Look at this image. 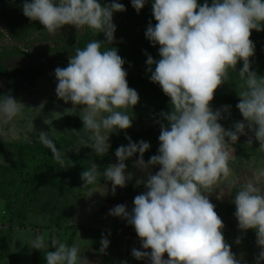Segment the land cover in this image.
<instances>
[{"label": "clouds", "instance_id": "obj_1", "mask_svg": "<svg viewBox=\"0 0 264 264\" xmlns=\"http://www.w3.org/2000/svg\"><path fill=\"white\" fill-rule=\"evenodd\" d=\"M147 2L131 0V5L139 13ZM21 8L25 17L39 21L49 34L71 25L104 35V40L77 47L67 66L54 72L57 98L70 102L74 110L79 107L83 124L79 131L67 132L77 135L83 147L104 156L110 148L109 135L132 127L128 110L140 99L127 82L125 60L115 47H108L115 41L113 14L126 11L125 5L119 0H22ZM151 8L156 23H148L145 37L153 47L159 45L160 59L145 53L146 70L171 106L156 121L160 127L157 153L145 161L150 143L134 142L126 135L127 145L115 150L116 163L101 171L92 162L81 172L83 188L102 178L111 182L115 194L117 187L124 188L134 179L125 162L135 157L133 167L144 174L135 183L145 191L133 198L130 210L126 204H117L108 213L134 228L140 240V248L131 249L134 259L148 264H247L226 241L224 222L209 196L233 175L229 161L236 159L233 145L240 136L247 137L249 146L259 142L257 150L264 152V76L252 69L250 59L255 54L252 31H264V0H152ZM229 69L241 81L236 108L243 119L225 128L220 121L230 115L231 106L213 109L210 104L216 90L230 82ZM25 107L10 93L0 95L5 123L21 115ZM38 142L51 151L61 168L65 166L66 153L49 132L40 131ZM262 179L264 169L247 180L232 181L237 187L232 203L238 229L255 232L259 249L255 264H264ZM241 242L242 237H237L235 243ZM109 244L102 234L99 251L105 252ZM29 247L48 249L46 264H88L79 256L77 245L68 246L55 235H36Z\"/></svg>", "mask_w": 264, "mask_h": 264}, {"label": "trees", "instance_id": "obj_2", "mask_svg": "<svg viewBox=\"0 0 264 264\" xmlns=\"http://www.w3.org/2000/svg\"><path fill=\"white\" fill-rule=\"evenodd\" d=\"M101 2L109 3L110 0ZM119 2L125 5L126 11L113 14V23L116 25L115 41L108 47H115L125 60L124 68L127 71L129 87L136 89L139 94L138 104L129 110L144 117L152 108L164 111L170 106L169 98L158 84L150 81V73L146 70L145 53L156 60L160 59L159 45L153 47L145 37L148 23H156L152 17V0H148L139 13L132 7L131 0ZM199 2L203 3L204 0ZM21 4L22 0H0V20L4 22V27H0V95L10 93L16 99L20 95V89L34 87L45 69L53 67L61 54L69 57L75 54L77 47L84 48L94 39L104 40L102 33L96 35L87 27L77 30L71 25L64 26L54 35L49 34L39 21H31L23 15ZM250 39L255 44V54L250 58L252 69L264 76V31L253 30ZM39 55H43V58ZM18 56L28 58V62L8 68L5 62ZM240 67L242 62L238 63L237 70ZM229 77L230 82L216 90L210 107L218 109L230 105L231 109L236 110L237 121H240L243 117L236 108L239 102L236 88L241 81L238 73L232 69H229ZM78 114L75 112L66 120L65 126L55 139L57 147L66 153L63 168L44 146L0 140V154L6 155L8 159V165L0 166V264H46L44 252L48 249L38 250L33 255H23L12 250L17 230L58 231L61 233V242L68 246L74 244L79 229L74 223V206L84 200L87 192L97 184L83 188L80 174L92 162L98 164L103 171L109 165L110 159L115 157L117 147L127 145L126 135L134 142L143 139L150 143L151 148L144 155L145 161L157 153L160 129L154 124L146 129L129 128L112 133L108 153L99 157L92 149L83 147L77 135L67 132L82 129L83 124ZM246 140V136H240L238 146L244 148ZM77 147L81 148L80 151L74 152ZM67 158L74 166H71V161ZM126 187L130 188V196L133 185L127 184ZM236 190L237 188L232 193L233 198ZM231 212L234 218L233 228L224 235L232 246V251L238 256L245 245L253 239L256 240V237L253 230L247 236L241 235L234 216L233 203ZM237 237H242L239 245L235 243Z\"/></svg>", "mask_w": 264, "mask_h": 264}, {"label": "rangeland", "instance_id": "obj_3", "mask_svg": "<svg viewBox=\"0 0 264 264\" xmlns=\"http://www.w3.org/2000/svg\"><path fill=\"white\" fill-rule=\"evenodd\" d=\"M0 27H4V22L2 20H0ZM39 56L43 58V55ZM68 60L69 57L67 55L61 54L53 67H47L45 69L44 74L39 78L34 87L20 89V95L17 100L22 102L26 107L22 109L21 115H18L7 123L4 122L3 114L0 113V140L5 142H21L41 145L38 142L40 131L49 132L52 138L54 140L56 139L59 131L65 126L66 120L75 112L79 111V107L76 110L72 109V104L70 102L65 103L63 100L58 99L55 93L57 83L54 74L55 69L57 67H66ZM27 62L28 58L18 56L10 58L5 64L8 68H13L20 64H26ZM170 110L171 106H168L164 111ZM128 112L132 115L131 129L133 130L146 129L154 124L159 126L156 121L159 119V113L161 111L155 108H152L145 117L141 114L133 113L130 110H128ZM235 122H237V113L235 109H231L230 115L226 114V118L220 121L225 128H231ZM105 135H108V133H105ZM111 137L112 134L109 135V143ZM233 147L235 148L234 155L236 156V159L229 161V167L232 169L233 175L228 178V181L218 184L216 186L217 189L209 196L211 202L216 205V212L224 222V234L231 231L234 223V218L231 214L233 200L232 193L237 187L232 184L233 179L244 181L251 178L257 170L264 169V152L257 150L259 142L254 140L252 146L245 145L244 148L239 147L236 143ZM80 149V147H77L73 151L78 152ZM114 163H116V157H112L110 160V164ZM125 163L128 166V171L135 173L134 179L129 182L134 184L136 193H142L145 191L144 187L142 185L137 186L135 181L136 179L143 177L144 174L133 167L131 158ZM3 165H8V159L6 155L0 154V166ZM156 170H158V168L152 169V171ZM262 183H264V179H262ZM111 187V183H108V181L102 182L100 180L88 191L91 196H89L84 203H81L77 208L75 204L74 209H77L76 211H78L75 215V220L78 221L77 224H83L90 228L94 226L103 228L104 223L106 225L109 217L107 218L102 210H105L106 208L111 209L116 203H121L119 202L120 199L118 193L122 188L117 187L115 194H113ZM1 214L2 206L0 202V218ZM115 218L116 217H113L111 219L114 220ZM251 232L252 230H248L247 233L241 232V235L247 236ZM41 234L50 237L55 235L61 241V233L58 231L50 232L44 229L36 231L31 229L17 230L12 242V250L24 255L35 254L38 250L30 249L29 244L36 235ZM118 237L119 245L123 243L120 247L124 246L123 235L119 234ZM258 251L259 249L256 246L255 239H253L251 243L245 245L238 257H242L247 264H255L254 257Z\"/></svg>", "mask_w": 264, "mask_h": 264}, {"label": "crops", "instance_id": "obj_4", "mask_svg": "<svg viewBox=\"0 0 264 264\" xmlns=\"http://www.w3.org/2000/svg\"><path fill=\"white\" fill-rule=\"evenodd\" d=\"M109 164H110V161H109ZM101 181L104 182L105 180H101ZM108 183H111V182H108ZM127 184L133 185V190H132L133 192L129 196L130 188L129 187L122 188L118 193L119 199H120L119 202L121 203L119 202L118 203L126 204L130 210L131 207L133 206L132 200L136 195H138V193H136L133 183L128 182ZM89 196L91 195H89V193L87 192L85 199L79 203H76V208L79 207L81 203H84L86 199L89 198ZM115 205H117V203ZM76 210H75V215L78 212ZM109 210L110 208L108 209L106 208L105 210L104 209L102 210L104 215H106L107 218L109 217L106 225L104 223L103 228L98 227V226L97 227L94 226L90 228V227H86L83 224L79 225L77 224L78 221L75 220V216H74V223L75 225H77L79 229L77 231V235H76L73 245H77L79 247L80 249L79 256L84 257L88 261V264H125V262L126 264H132L130 259L125 254L124 235H125V229H126L127 222L120 219L119 217H116L114 220H112L111 218L113 217L108 214ZM102 234L105 235L110 241L109 247L103 253L99 251L101 247L100 240H101ZM119 234H122L124 238V246H121V247L120 245H123V243L119 245V237H118ZM47 237H50V236H47Z\"/></svg>", "mask_w": 264, "mask_h": 264}, {"label": "built area", "instance_id": "obj_5", "mask_svg": "<svg viewBox=\"0 0 264 264\" xmlns=\"http://www.w3.org/2000/svg\"><path fill=\"white\" fill-rule=\"evenodd\" d=\"M125 254L130 259L132 264H148L145 260H136L131 255V249L133 247L140 248V240L137 237V234L134 230V228L126 223V229H125Z\"/></svg>", "mask_w": 264, "mask_h": 264}]
</instances>
